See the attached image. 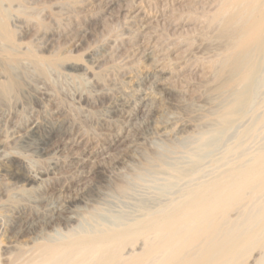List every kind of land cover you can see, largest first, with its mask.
Here are the masks:
<instances>
[{"label": "rangeland", "instance_id": "obj_1", "mask_svg": "<svg viewBox=\"0 0 264 264\" xmlns=\"http://www.w3.org/2000/svg\"><path fill=\"white\" fill-rule=\"evenodd\" d=\"M26 1L24 6L4 1L0 7V11L5 9L7 19H4L14 33L17 45L14 49L20 57L8 68L23 88L17 91L18 95L15 92L17 96L12 92L0 98L5 100H0L1 254L7 248L9 251L16 248L21 241L29 244L31 240L57 234L78 222L81 226L96 222L109 224L114 219H131L143 208L165 203L188 184L196 182L195 179L206 177L225 150L263 116L264 37L260 46L263 51L259 47L255 49L257 56L252 53L254 50L246 55L245 60H250L247 65L252 64L255 69L245 81L247 84L222 87L225 78L221 79L222 84L210 74L209 77L214 78L208 77L207 82H210L204 81L206 84L196 82L197 77L189 75V82L183 80L174 85L163 80L149 62L150 58L141 55V48L135 51V44L122 43L134 29L141 28L136 19L129 16V20L126 16L127 20L122 16L118 6L106 14L101 11L103 0ZM160 1L134 2L152 20L156 17L159 28L166 31L169 22L165 19L169 14L166 10L171 1ZM94 10L97 15L91 17L89 12L94 14ZM194 40L200 43L197 37ZM212 40L196 46L194 54L205 59L215 57L221 44ZM2 41L0 38V48L5 44ZM29 50L43 56L65 52L70 57L77 56L82 64L71 57L73 61L68 60L71 65L66 63L68 61L57 65L45 62L39 69L23 55ZM74 61L79 63L78 67L74 66ZM104 61H108L107 65ZM1 68L2 65L0 78L3 76ZM228 76L229 80L232 74ZM214 82H220L221 87L218 89L219 84ZM229 106H234V111L223 116ZM30 123L36 125L37 132L31 133ZM263 129L255 139L264 136ZM50 134H55L56 139L45 148L43 139ZM15 155L25 158L31 171L39 173L34 185L28 186L12 178L10 169L14 166H9V157ZM80 161H85L83 166ZM39 168L43 169L41 173ZM98 168L101 174L97 173ZM71 179L72 182H68ZM118 184L124 186L122 191L117 188ZM27 215L34 218L29 219V227L21 232L17 223L20 225L23 221L19 223L20 218Z\"/></svg>", "mask_w": 264, "mask_h": 264}, {"label": "bare ground", "instance_id": "obj_2", "mask_svg": "<svg viewBox=\"0 0 264 264\" xmlns=\"http://www.w3.org/2000/svg\"><path fill=\"white\" fill-rule=\"evenodd\" d=\"M4 1L9 4L15 2L21 6H24L25 2H27L26 0H0V7ZM103 1L102 13L109 14L114 10L115 6H118L122 11V16L125 15V18L127 16L129 20L133 18L137 20L141 29H138V31L134 29L135 33L133 31V34L132 30L128 29L130 31L128 33L132 35L127 34L130 37L122 39V43L135 44V51L137 48H141V55L150 58L149 62H152L153 68L161 77H164L162 79L166 83L176 85L179 81H188L189 75L190 77L195 75L197 78L192 77V80L195 78V81L199 80V83L203 82V84H206L207 78L211 74L215 75V78L211 76V78L209 77L210 79L213 77L220 82L224 77L225 79L223 80L227 81H223L225 86L223 85L222 87L229 86L231 88V86L245 82L252 70H255L252 68V64L247 65L250 60L245 59H248L246 55L253 50L254 52L252 53L256 55L255 49L258 50L257 48L263 44L264 0H169L171 2L166 10V13L169 12V14H167V17L165 16V19L169 20L166 31H163L165 30L164 28H159L156 17L152 20L149 17L150 15L144 14L145 11L143 13L141 8L137 7V0H133L132 3L128 0ZM50 4H53V2ZM135 5L136 7H134ZM3 10L5 11V9ZM3 10L0 11V38L6 45L3 44L2 49L0 48V65H2L1 72H3V76L0 78V98L8 96L12 92L15 94V92L17 93V91L23 89L22 83L11 74L8 68L9 64L16 63L20 57L17 55L19 53L16 54V48L14 49L17 46H15L14 33L7 25L6 14ZM96 13L95 10L94 14L90 11L89 15L92 17ZM159 15L161 16V14ZM137 22L134 24H137ZM161 25L160 27L163 26ZM66 36L69 37L68 35ZM194 37L200 40L199 44L207 40L213 41L212 39H214L221 44V50L216 52L218 53L216 56L215 52H213L215 57L211 58L208 56L210 57L208 59L196 56L193 49L196 46L199 47V44L196 43ZM64 39L67 40L66 38ZM7 44L9 46L12 45V47L8 48ZM60 44L63 45V42ZM262 49L261 51L264 50ZM125 50L127 51V49ZM133 50L131 49V51ZM120 51L122 52V50ZM64 53L58 51L52 54L50 52V55L44 54L43 56L29 50L23 55L33 61L32 63L35 62L34 64H37L39 69H42L40 65L45 62L52 65L68 60L73 61L74 59L80 62L77 56L74 58L71 56L72 60L69 54ZM132 53L131 55L134 56L135 52L133 51ZM141 55L138 54V56ZM75 61L74 66L78 67L79 63L77 62L76 64ZM132 61L135 62L133 59ZM66 63L68 64L69 61ZM80 64L82 63L80 62ZM68 65L71 64L69 63ZM231 74L233 78L230 77L231 79L228 80V75ZM208 82L210 81L208 80ZM185 83L187 84V82ZM216 83L214 82V84ZM220 84L217 87L218 89L221 87ZM8 98L10 99V96ZM85 102L87 103V101ZM239 102L241 101L239 100ZM239 102H237L238 105L240 104ZM232 107L234 106L226 108L222 115L229 116L231 111H234ZM262 108L264 110V101ZM29 128L32 130L31 133L33 131L37 132L34 123H30ZM261 128H264V113L254 126L242 133L239 140L228 147L223 155L214 162L212 171L206 177L195 179L196 182L188 184L176 196L165 203L159 204L154 208H143L140 210L139 215L131 219H114L109 224L96 222L93 225L81 226L78 222L75 226L68 227L64 222L67 226L66 230L61 231L59 228L61 232H57L54 235H45L46 237L40 240L33 238L35 241L31 240L29 244H25L26 242L23 243L24 241L20 240L23 245L20 242L17 247L15 245L16 248H10L11 251L7 250V248V251L4 250V252H7L6 254L4 252L0 253V264H264V136L260 139H255ZM262 132L264 134V129ZM55 139V134H50L44 137L42 143L46 145ZM77 143L78 140H75V144ZM9 159L7 160H9L11 165L7 162L6 164H9L10 167L14 166V169L9 168L13 172L11 173L13 179L16 178L19 181L21 180V182L23 181L25 185L26 183L27 185L33 183L32 185H34L36 181L38 182L36 179L39 173L31 171L30 165L28 166L25 163V158H19L18 156L16 158L15 155L13 158L9 157ZM70 161L73 162V160ZM83 162L81 163L80 161L81 166L84 165ZM79 170L85 169L79 168ZM101 172V169H99L97 173L101 174ZM72 179L68 182H72ZM65 180H67V177ZM63 184L61 185L63 186ZM117 188L122 191L124 186L118 184ZM29 216L31 215L20 218L19 223L23 220L20 225L17 223L21 232L22 229L29 227V224L27 225L29 219L34 218H29ZM24 238L23 240L26 239Z\"/></svg>", "mask_w": 264, "mask_h": 264}]
</instances>
